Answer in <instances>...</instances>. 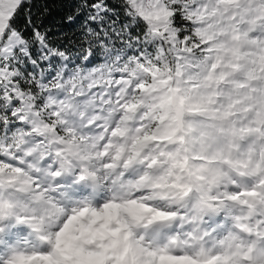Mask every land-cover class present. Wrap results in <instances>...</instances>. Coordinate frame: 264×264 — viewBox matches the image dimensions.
Wrapping results in <instances>:
<instances>
[{"label":"snow or ice","instance_id":"1","mask_svg":"<svg viewBox=\"0 0 264 264\" xmlns=\"http://www.w3.org/2000/svg\"><path fill=\"white\" fill-rule=\"evenodd\" d=\"M29 3L0 0V264H264V0H77L66 44Z\"/></svg>","mask_w":264,"mask_h":264},{"label":"trees","instance_id":"2","mask_svg":"<svg viewBox=\"0 0 264 264\" xmlns=\"http://www.w3.org/2000/svg\"><path fill=\"white\" fill-rule=\"evenodd\" d=\"M77 0H30L29 6L25 7L24 13L31 11L33 16H41L43 13L44 25L51 29V39L54 42L67 43L65 37L75 40L80 34V25L83 23L84 17L69 25L65 18L75 6ZM115 3V0H113ZM73 54L76 48L73 45Z\"/></svg>","mask_w":264,"mask_h":264},{"label":"clouds","instance_id":"3","mask_svg":"<svg viewBox=\"0 0 264 264\" xmlns=\"http://www.w3.org/2000/svg\"><path fill=\"white\" fill-rule=\"evenodd\" d=\"M96 83L103 85V80L98 79L94 81L92 77L87 74L81 75L77 79L76 88L81 95L79 98L76 96L72 97L74 105L72 113L77 117V126L81 123V116L85 117L83 122L86 123L87 119H102L104 112L107 111L102 101V96L97 95V93H100L102 89L96 88L95 91H92V88L95 87ZM98 109L102 111H97Z\"/></svg>","mask_w":264,"mask_h":264}]
</instances>
